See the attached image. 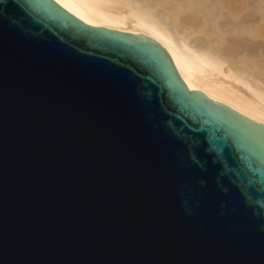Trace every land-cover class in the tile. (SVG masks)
I'll list each match as a JSON object with an SVG mask.
<instances>
[{"label":"water","instance_id":"obj_1","mask_svg":"<svg viewBox=\"0 0 264 264\" xmlns=\"http://www.w3.org/2000/svg\"><path fill=\"white\" fill-rule=\"evenodd\" d=\"M0 264H264V128L153 36L0 0Z\"/></svg>","mask_w":264,"mask_h":264},{"label":"bare ground","instance_id":"obj_2","mask_svg":"<svg viewBox=\"0 0 264 264\" xmlns=\"http://www.w3.org/2000/svg\"><path fill=\"white\" fill-rule=\"evenodd\" d=\"M94 25L153 36L185 80L264 128V0H54Z\"/></svg>","mask_w":264,"mask_h":264}]
</instances>
